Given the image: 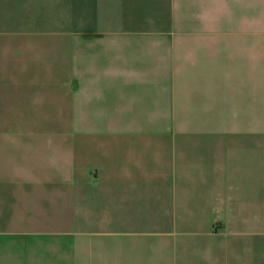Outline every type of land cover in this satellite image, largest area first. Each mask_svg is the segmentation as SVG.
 Masks as SVG:
<instances>
[{
    "label": "crops",
    "instance_id": "0c3cea01",
    "mask_svg": "<svg viewBox=\"0 0 264 264\" xmlns=\"http://www.w3.org/2000/svg\"><path fill=\"white\" fill-rule=\"evenodd\" d=\"M221 2L0 0V264H264L253 0Z\"/></svg>",
    "mask_w": 264,
    "mask_h": 264
},
{
    "label": "rangeland",
    "instance_id": "374dc122",
    "mask_svg": "<svg viewBox=\"0 0 264 264\" xmlns=\"http://www.w3.org/2000/svg\"><path fill=\"white\" fill-rule=\"evenodd\" d=\"M222 8L226 11V13L230 12L234 7L233 0H222L221 2ZM236 6L238 8V16L241 18L244 14V3L243 0H236ZM261 0H253L252 5V32L247 36L244 35V32L237 31L236 37L238 39L242 38H251L253 40V55H252V72H253V83L254 86H260L262 74L264 72V32L261 29L262 26V8H261ZM222 39L229 38L227 33L222 31L221 35Z\"/></svg>",
    "mask_w": 264,
    "mask_h": 264
}]
</instances>
